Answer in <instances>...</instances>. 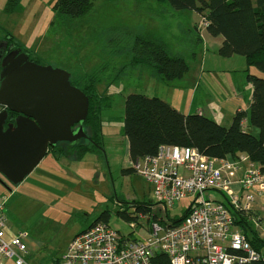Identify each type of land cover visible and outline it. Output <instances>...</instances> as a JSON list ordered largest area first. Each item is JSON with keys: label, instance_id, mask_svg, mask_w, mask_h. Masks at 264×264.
<instances>
[{"label": "rangeland", "instance_id": "rangeland-1", "mask_svg": "<svg viewBox=\"0 0 264 264\" xmlns=\"http://www.w3.org/2000/svg\"><path fill=\"white\" fill-rule=\"evenodd\" d=\"M6 2L0 0V33H10L14 43L41 65L70 74L84 87L93 84L103 105L109 97L108 107L101 111V155H87L71 166L46 157L18 186L0 175V202H4L8 228L15 234L25 232L27 240L43 245L42 251L62 249L80 227L92 224L104 211L110 215L108 226L127 235L131 231L116 213L119 208L127 203H154L150 186L141 177L121 174L132 167L123 136L128 95L156 97L167 103L174 99L182 109L192 102L193 86L199 85L195 101L201 96L213 107L228 110L226 116L222 113L219 120L213 119L227 128L236 107L246 109L242 98L251 89L246 76L264 77L248 69L241 56L221 58L218 39L208 37L197 14L174 11L158 0H97L85 16L64 21L52 17L56 0H22L13 14L4 12ZM139 36H150L169 55L185 59V86L181 80L175 87L161 81L154 70L130 64L131 48ZM237 91H242L240 99L236 98L239 104ZM188 206L189 200H182L167 216L178 219ZM260 207L264 209V192ZM153 209L157 221L163 219L160 207Z\"/></svg>", "mask_w": 264, "mask_h": 264}, {"label": "trees", "instance_id": "trees-1", "mask_svg": "<svg viewBox=\"0 0 264 264\" xmlns=\"http://www.w3.org/2000/svg\"><path fill=\"white\" fill-rule=\"evenodd\" d=\"M21 1L7 0L4 12H18ZM95 1L97 0H56L52 7V17L61 21L83 17ZM107 1L115 3L118 0ZM158 1L167 4L174 11L197 14L201 17L200 21L204 23L208 36L222 38L217 51L221 58L241 56L245 59L248 69L254 68L264 75V0ZM131 56V65L150 68L166 82L180 80L188 72L183 57L169 55L166 47L150 36L134 39ZM246 80L252 90L247 126H244L246 113L243 110L237 111L229 127L225 128L204 115H183L156 97L128 95L124 102L123 136L127 141L128 156L132 165L156 156L160 147L167 146L194 148L203 156L214 159L234 160L245 155L264 170V77L248 74ZM71 84L89 99L88 115L83 123L88 140L78 145L62 143L50 151L74 154L78 160L88 154L101 155V111L104 106L108 107L109 97L105 101L107 104L103 105L102 97L97 95L93 84L87 83L84 87L72 79ZM252 130H256V136ZM121 174L129 176L135 172L131 167L122 170ZM125 205L116 213L126 223L136 221L138 214L146 217V226L158 222V215L153 209L155 203ZM187 213L186 210L180 218L169 219L167 212H164L160 222L164 226L174 227L183 221ZM230 213L234 225L245 236L251 249L260 256L256 264H264V236L261 231L264 213L258 210L254 214L234 211ZM257 217H260V220H257ZM109 218V213L104 211L90 226L98 222L108 225ZM254 219L258 221L257 224H254ZM26 259L28 261V257ZM151 264H170V261L165 254L156 252Z\"/></svg>", "mask_w": 264, "mask_h": 264}, {"label": "built area", "instance_id": "built-area-1", "mask_svg": "<svg viewBox=\"0 0 264 264\" xmlns=\"http://www.w3.org/2000/svg\"><path fill=\"white\" fill-rule=\"evenodd\" d=\"M132 168L150 186L162 212L189 200L187 216L174 227L158 221L144 228L146 217L138 214L136 221L128 223L131 234L127 241L108 225L95 223L72 238L57 264H151L156 252L165 254L170 264L259 261L230 213L262 210L258 200L264 192V170L248 156L214 159L194 148L162 146L156 156L138 161ZM139 231L146 233L139 236ZM261 231L264 236V223ZM6 232L4 202H0V264H29L28 235L19 232L7 240Z\"/></svg>", "mask_w": 264, "mask_h": 264}, {"label": "water", "instance_id": "water-1", "mask_svg": "<svg viewBox=\"0 0 264 264\" xmlns=\"http://www.w3.org/2000/svg\"><path fill=\"white\" fill-rule=\"evenodd\" d=\"M1 68L0 106L19 117L6 125V112L0 114V175L18 186L48 148L88 140L83 123L89 99L71 84L70 74L28 62L24 54L15 65Z\"/></svg>", "mask_w": 264, "mask_h": 264}, {"label": "crops", "instance_id": "crops-1", "mask_svg": "<svg viewBox=\"0 0 264 264\" xmlns=\"http://www.w3.org/2000/svg\"><path fill=\"white\" fill-rule=\"evenodd\" d=\"M197 20H198V18H196ZM197 20L196 21H194V23H196L197 22ZM0 31H1V28H0ZM1 34H4V35H6L7 37H9L11 40H12V42H14L13 41V39H12V35L10 34V33H8V32H5L4 30L2 31V33H0V35ZM209 37V36H208ZM218 39V44H219V47H220V45H221V43H222V38H220V37H218L217 38ZM202 40V39H201ZM219 47H218V49H219ZM188 73V72H187ZM187 73L180 79V80H176V81H183V85L185 86L186 85V82H185V76L187 75ZM155 75V74H154ZM157 75V74H156ZM158 76V75H157ZM158 78L161 80V81H164V80H162L159 76H158ZM71 79L72 80H74L73 79V77L71 76ZM176 81H173V82H168V83H171V85H173L174 84V86L175 87H177L178 85H176ZM192 81H193V79H192ZM192 83V82H191ZM191 83H189V84H191ZM198 87H199V85L198 86H193V88H192V90H193V92H194V94H193V99H192V102L187 106V107H182V109H179L178 107H177V105H175L176 103H175V101H174V99H170V101L168 102V104L170 105V106H172L174 109H176L177 111H179L181 114H183V115H193V114H198V115H204V116H206V117H209V118H211L212 120L214 119H216V120H219V117L221 116V114L223 113V116H226L228 113H229V111L228 110H224L223 111V109H219L218 107H213V105L211 104V103H209V100L206 98V101H205V99L204 98H202L201 96L200 97H198V99H197V101H195V92L198 90ZM249 87H250V85H249ZM196 90V91H195ZM249 91L247 92V94L245 95V96H243V98L242 99H244L245 100V107H246V109H243V108H241L240 106L239 107H236V109H235V113L237 112V111H241V110H243L245 113H246V119H245V122H244V126H247L248 125V112H249V107H250V103H251V89H248ZM242 94V91H237L236 92V95H235V99L236 98H238V97H240V95ZM242 97V96H241ZM238 99H240V98H238ZM237 100V99H236ZM228 99H224V103H228ZM240 101V100H239ZM239 101L237 100V103L239 104ZM167 103V102H166ZM234 110V109H233ZM233 110H232V108H231V114H233ZM225 111H227V112H225ZM222 116V117H223ZM234 116V115H233ZM252 132H253V130H252ZM127 149H128V147H127ZM88 155H91V154H88ZM50 156V158L49 159H51L52 160V162H55V163H63V164H67L68 166H71L73 163H80L82 160H84V158L87 156V155H85V157L84 158H82V159H80V160H78L76 157H75V155L74 154H68V153H64V154H61L60 152H58V151H54V152H51L50 150L47 152V154H46V156L44 157V158H46V157H49ZM129 157V156H128ZM43 158V159H44ZM35 170V169H34ZM33 170V171H34ZM258 204H259V210L260 209H262L261 210V212L262 213H264V209L262 208V207H260V199L258 200ZM146 221V220H145ZM145 221H143L142 222V224H143V226H144V228H146V227H148V226H146V224H145ZM89 226L90 225H88V226H85V227H80L79 229H78V231L77 232H75L71 237H70V239L68 240V242L64 245V247L62 248V249H51V250H49V252L48 251H42V249L41 248H43V245H41V244H38V243H36V242H34V241H32V240H27L26 241V245H27V257H28V262H29V264H55V263H58V262H60V260L62 259V257L64 256V254H65V251H66V248H67V246H68V244H69V242L72 240V238L74 237V236H76L77 234H79V233H81V232H83V231H85L87 228H89ZM119 234H120V236L125 240V241H127L128 239H130V234H131V232L129 233V234H127V235H121V233L118 231V230H116ZM145 233L146 232H142V231H139L138 232V234H139V236H144L145 235ZM13 235H15V232H13L12 231V229H10V227L8 228V226H7V232H6V239L7 240H9V239H11L12 238V236ZM28 238V237H27ZM42 246V247H41Z\"/></svg>", "mask_w": 264, "mask_h": 264}, {"label": "flooded vegetation", "instance_id": "flooded-vegetation-1", "mask_svg": "<svg viewBox=\"0 0 264 264\" xmlns=\"http://www.w3.org/2000/svg\"><path fill=\"white\" fill-rule=\"evenodd\" d=\"M22 54L26 55L28 62L35 63L39 66H44L41 65L40 62H38L36 59H33L29 53L20 49L14 42H12V40L9 37H7L4 34L0 35V73L2 71L1 68L2 64L4 65L5 68L10 67L11 65H15L16 63H18V61H20V55ZM3 112H6L7 115L6 125L9 123L13 124L14 120L19 117V114L10 112L5 107L0 106V114ZM77 128L78 125L72 127V130L76 132ZM50 149L51 148H48V151Z\"/></svg>", "mask_w": 264, "mask_h": 264}]
</instances>
